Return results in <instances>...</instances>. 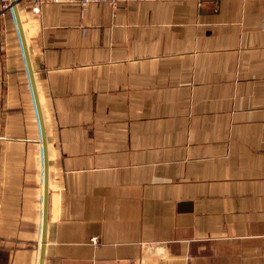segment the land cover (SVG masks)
Returning <instances> with one entry per match:
<instances>
[{
  "label": "crops",
  "instance_id": "obj_1",
  "mask_svg": "<svg viewBox=\"0 0 264 264\" xmlns=\"http://www.w3.org/2000/svg\"><path fill=\"white\" fill-rule=\"evenodd\" d=\"M0 264H264V0H0Z\"/></svg>",
  "mask_w": 264,
  "mask_h": 264
},
{
  "label": "built area",
  "instance_id": "obj_2",
  "mask_svg": "<svg viewBox=\"0 0 264 264\" xmlns=\"http://www.w3.org/2000/svg\"><path fill=\"white\" fill-rule=\"evenodd\" d=\"M70 1L78 3L84 9L95 3L105 2V3H111L113 5H119L123 2H126L127 0H70Z\"/></svg>",
  "mask_w": 264,
  "mask_h": 264
}]
</instances>
